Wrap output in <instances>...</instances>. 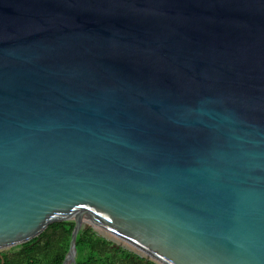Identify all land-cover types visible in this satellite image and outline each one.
Segmentation results:
<instances>
[{
    "label": "water",
    "instance_id": "1",
    "mask_svg": "<svg viewBox=\"0 0 264 264\" xmlns=\"http://www.w3.org/2000/svg\"><path fill=\"white\" fill-rule=\"evenodd\" d=\"M56 222L264 264V0H0V251Z\"/></svg>",
    "mask_w": 264,
    "mask_h": 264
},
{
    "label": "trees",
    "instance_id": "2",
    "mask_svg": "<svg viewBox=\"0 0 264 264\" xmlns=\"http://www.w3.org/2000/svg\"><path fill=\"white\" fill-rule=\"evenodd\" d=\"M73 222H56L31 241L1 253L3 264H62L69 249ZM0 264L1 261H0ZM75 264H154L82 228L76 238Z\"/></svg>",
    "mask_w": 264,
    "mask_h": 264
},
{
    "label": "rangeland",
    "instance_id": "3",
    "mask_svg": "<svg viewBox=\"0 0 264 264\" xmlns=\"http://www.w3.org/2000/svg\"><path fill=\"white\" fill-rule=\"evenodd\" d=\"M14 247H16V246H12V247H8V248H5V249H2L0 252H1V253L8 252V251H10L11 249H13Z\"/></svg>",
    "mask_w": 264,
    "mask_h": 264
}]
</instances>
